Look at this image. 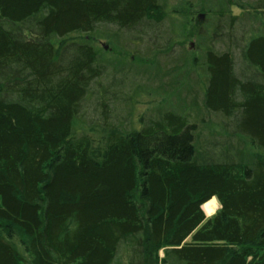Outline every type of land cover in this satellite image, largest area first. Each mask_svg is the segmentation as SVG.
<instances>
[{"label": "trees", "instance_id": "trees-1", "mask_svg": "<svg viewBox=\"0 0 264 264\" xmlns=\"http://www.w3.org/2000/svg\"><path fill=\"white\" fill-rule=\"evenodd\" d=\"M169 1L0 0V264H264V0L198 6L213 19L198 30L200 105L218 129L193 120L199 103L186 99L131 131L108 101L84 120L110 64L70 36L114 25L157 42L167 21L159 52L170 54L184 24ZM241 21L259 23L238 44ZM212 198L220 209L208 218Z\"/></svg>", "mask_w": 264, "mask_h": 264}, {"label": "rangeland", "instance_id": "rangeland-1", "mask_svg": "<svg viewBox=\"0 0 264 264\" xmlns=\"http://www.w3.org/2000/svg\"><path fill=\"white\" fill-rule=\"evenodd\" d=\"M205 1L212 2L215 0L169 1L171 6L173 5L178 9L184 24V31H181L183 32L182 43L176 44L171 49L170 54L164 51L159 52V45L161 47L166 45V34L169 26H172L167 21L161 25L160 39L157 38V42L151 41L152 39L155 40L156 37L153 31L137 34L131 31L118 30V27L114 25L100 26L99 31L102 35L99 34V36H82L80 34L70 36L76 40H89L98 49L105 63L110 64L107 75L93 85L92 97L86 103L85 108L87 110L84 118L86 125L92 126L97 121L101 111L100 102L108 101L112 110L110 119L114 124L126 131H131L140 126V117L149 118L155 111H161L163 108L166 110L174 109L176 106L184 105L186 99V102L192 107L195 106L196 102L199 103L197 107L189 110L193 120L200 122L204 118L207 122L203 127L211 123L215 128H219L221 117L210 114L200 105L203 96L202 87L206 80L203 50L208 43L206 41L204 44L200 41L198 30L200 29L199 26H202V28L209 30L207 33H210L213 24V19L209 18L208 14L198 7L200 3ZM238 1L247 7L255 0ZM231 12L241 16L244 10L232 6ZM242 22L244 21L238 22L235 28L238 32L236 31L237 37H234V41H238V44L241 43L242 34L245 31L249 32L252 26L257 27L259 23V21ZM228 24L225 26L226 29H228ZM149 35L152 36L151 40ZM215 45L218 52L228 50V42H219ZM234 52L237 64L240 65V51L235 47ZM181 55L183 56L181 57ZM179 57L181 58L179 59ZM102 89H104L103 92H107L101 94ZM191 89L193 92L188 96L187 92ZM195 94H197V99L194 98ZM103 95L106 100H102ZM245 141L253 155H258L259 151L252 146L249 140ZM215 203L217 209L213 213L203 207L208 218L220 209L218 199L215 200ZM160 256H163L162 251Z\"/></svg>", "mask_w": 264, "mask_h": 264}, {"label": "bare ground", "instance_id": "bare-ground-1", "mask_svg": "<svg viewBox=\"0 0 264 264\" xmlns=\"http://www.w3.org/2000/svg\"><path fill=\"white\" fill-rule=\"evenodd\" d=\"M214 199L217 201L216 198H212L211 201H208L207 203H205V205L203 206L205 208V210H207V211L209 210V212L213 213L217 209L215 206L216 203H215Z\"/></svg>", "mask_w": 264, "mask_h": 264}]
</instances>
